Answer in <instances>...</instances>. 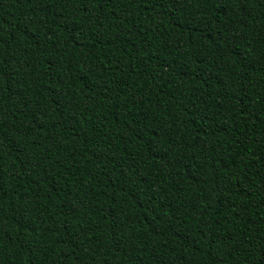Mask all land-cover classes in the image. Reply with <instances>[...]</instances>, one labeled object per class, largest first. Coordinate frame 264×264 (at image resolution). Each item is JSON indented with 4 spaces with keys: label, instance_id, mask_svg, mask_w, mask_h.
I'll return each instance as SVG.
<instances>
[{
    "label": "trees",
    "instance_id": "obj_1",
    "mask_svg": "<svg viewBox=\"0 0 264 264\" xmlns=\"http://www.w3.org/2000/svg\"><path fill=\"white\" fill-rule=\"evenodd\" d=\"M0 264H264V0H0Z\"/></svg>",
    "mask_w": 264,
    "mask_h": 264
}]
</instances>
